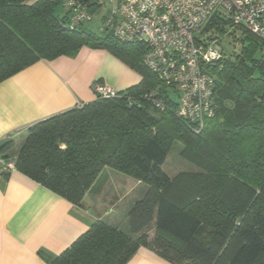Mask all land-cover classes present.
I'll list each match as a JSON object with an SVG mask.
<instances>
[{
  "label": "trees",
  "instance_id": "16d2710c",
  "mask_svg": "<svg viewBox=\"0 0 264 264\" xmlns=\"http://www.w3.org/2000/svg\"><path fill=\"white\" fill-rule=\"evenodd\" d=\"M62 5L0 0V83L83 48L130 60L143 78L116 97L97 96L34 124L15 170L75 206L105 169L148 189L127 214L129 232L97 221L48 264H128L142 247L171 264H264V41L244 33L240 53L209 65L217 111L197 133L143 64L144 43H122L103 27L101 34L87 25L71 30L57 12ZM176 141L200 172L171 178L163 171ZM13 146L1 147L4 161Z\"/></svg>",
  "mask_w": 264,
  "mask_h": 264
},
{
  "label": "crops",
  "instance_id": "0c3cea01",
  "mask_svg": "<svg viewBox=\"0 0 264 264\" xmlns=\"http://www.w3.org/2000/svg\"><path fill=\"white\" fill-rule=\"evenodd\" d=\"M110 52L83 48L75 57L40 60L0 83V264H48L97 221L128 229L127 213L147 191L145 184L105 169L75 206L23 175L13 164L34 124L97 99L96 85L122 92L141 82ZM14 143L3 160L1 147ZM136 190L122 216L116 209ZM143 190V191H142ZM154 225L149 228L151 242ZM128 264H171L142 247Z\"/></svg>",
  "mask_w": 264,
  "mask_h": 264
},
{
  "label": "built area",
  "instance_id": "2783aa9c",
  "mask_svg": "<svg viewBox=\"0 0 264 264\" xmlns=\"http://www.w3.org/2000/svg\"><path fill=\"white\" fill-rule=\"evenodd\" d=\"M63 6L71 30L106 13L103 28L118 41L144 43L143 64L168 98L173 100L170 92L177 96L176 116L197 133L216 116V82L208 69L224 59L216 45L222 37L239 40L244 33L264 41V0H65ZM95 91L102 98L118 94L103 85ZM153 103L167 108L162 100Z\"/></svg>",
  "mask_w": 264,
  "mask_h": 264
},
{
  "label": "rangeland",
  "instance_id": "374dc122",
  "mask_svg": "<svg viewBox=\"0 0 264 264\" xmlns=\"http://www.w3.org/2000/svg\"><path fill=\"white\" fill-rule=\"evenodd\" d=\"M65 0H63V3ZM58 14L63 17L66 13L64 6H60L58 8ZM106 13H103L102 15H97L94 20L86 26L87 30H90L96 34H101V28L104 27L106 23ZM243 37V35H242ZM241 37V38H242ZM206 36H202L203 40H206ZM242 42L238 39H234L232 37H222L220 40L219 46L216 45V49H218L219 53L224 56V58L228 59L231 58L234 54L240 53L242 49ZM119 60L131 73H133L136 76L142 77L141 73L133 66L132 62L125 58H116ZM170 96L173 98V100L176 102L178 100L176 95H173L172 92H170ZM184 148V145L176 141L170 152L169 156L167 158L166 163L163 166V171L171 178L176 177L177 175L181 173H197L200 172V169L194 165L193 163L187 161L184 159L181 155V152ZM147 187L148 186H144ZM143 191V190H142ZM141 194L140 190H136L133 195L126 199L123 206H120L116 209V212L120 214V216L123 217L125 212H127V206L130 204L129 202L132 201L135 197L139 196ZM131 205L133 206V203L131 202ZM128 214V213H127ZM125 230V229H124ZM125 232H129L128 229L125 230Z\"/></svg>",
  "mask_w": 264,
  "mask_h": 264
}]
</instances>
